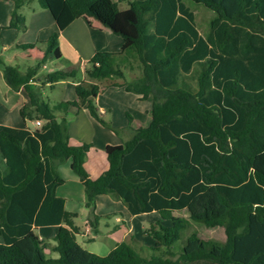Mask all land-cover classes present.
Listing matches in <instances>:
<instances>
[{
  "label": "trees",
  "instance_id": "1",
  "mask_svg": "<svg viewBox=\"0 0 264 264\" xmlns=\"http://www.w3.org/2000/svg\"><path fill=\"white\" fill-rule=\"evenodd\" d=\"M28 1L13 0L7 27L26 28L19 10ZM66 1L76 17H92L121 35L123 45L97 51L76 98L53 107L31 80L53 87L80 71L71 63L36 76L41 64L63 57L57 32L41 41L40 60L25 71L0 60L7 83L26 94L21 116L42 122L34 129L0 125V264H264V0H194L215 12L207 36L183 0H125L124 9L121 0ZM136 67L140 73H132ZM104 79L151 97V120L124 143L108 145L109 167L92 178L84 166L91 145L71 144L67 118L56 111L86 108L106 123L96 102ZM66 161L93 212L100 194L122 200L132 214L157 211L161 219L145 233L162 253L143 255L135 238L106 255L84 248L78 212L56 194L65 182L58 166ZM184 209L207 227L223 226L226 239L193 232L182 251L174 250L188 225L177 213ZM42 225H59L57 244L38 235Z\"/></svg>",
  "mask_w": 264,
  "mask_h": 264
},
{
  "label": "crops",
  "instance_id": "2",
  "mask_svg": "<svg viewBox=\"0 0 264 264\" xmlns=\"http://www.w3.org/2000/svg\"><path fill=\"white\" fill-rule=\"evenodd\" d=\"M1 2L9 5L6 8L0 7V45L2 46V51H6L8 48L25 49L20 45L32 42L37 43V46L29 49H37L39 41L47 40L53 32H57L60 49L63 54V57L58 60L66 63L62 66H67L71 63L79 66L80 78L78 73L75 78L58 82L66 85L65 91H70V94L66 95L63 100H74L76 98L75 86L79 81L87 80L86 68L97 51L117 52L122 48L123 38L121 35L92 17H76L66 0H49L47 8L42 9L39 6L33 8L29 18L26 16L27 26L25 29L7 27L11 18L13 7L11 3L13 0H0ZM2 9L4 10V15L1 14ZM40 53L42 54L41 51ZM0 66H2L1 63ZM44 67H46L45 64ZM56 68L60 69L62 67L60 65ZM39 75V72H37L36 76ZM0 81L5 87L4 91L0 90V105L5 106L6 111H11V105L9 104L13 103L14 107L12 108L18 109L20 114L21 107L27 102L23 89L21 88L19 91L12 89L7 83L2 70H0ZM58 83L53 88H56ZM98 83L100 84V91L96 97V102L100 115L106 123L95 119L86 108L71 109L65 114H59V116L65 115L67 118L70 134L69 142L71 144L89 143L91 145L87 152L84 166L92 178L98 177L109 167L106 152L107 146L110 144H122L130 139L133 136L134 128L140 125H147L150 122L152 109L151 97L142 98L139 94L126 90L124 86L114 85L110 79H104ZM31 84L41 85V87L49 85L48 83L42 84L40 80L35 79L31 80ZM22 119L24 118L22 117ZM23 122L25 125H14L15 123L12 122L11 118L8 115H3L0 109V125L28 127L26 119ZM34 122L36 123V120ZM58 170L65 178V182L56 188V194L65 198L66 209L79 213L86 206L85 186L72 170L70 161L60 163ZM90 211V217L85 222L86 234L93 230L98 231V226L103 218L112 217L115 221L114 226L107 222V228L111 234L122 231L126 237L131 234V239L135 238L139 242L140 239L134 237L132 233L135 228L133 222L135 216L157 212L132 214L122 200L110 194L97 195L95 211ZM181 212L178 211L177 213L181 214ZM94 213L99 216V221H95V224L93 223ZM160 219L159 215L158 220ZM120 223L124 224L126 228L121 227ZM51 226L56 228L57 233L59 225H42L37 227L35 231L38 233L41 228ZM146 228V225H142L144 231ZM38 235L43 237L40 234ZM91 238L94 239V237ZM91 238L88 239L91 240ZM0 241H2L1 237ZM45 252L48 256H59L58 252L48 249Z\"/></svg>",
  "mask_w": 264,
  "mask_h": 264
},
{
  "label": "rangeland",
  "instance_id": "3",
  "mask_svg": "<svg viewBox=\"0 0 264 264\" xmlns=\"http://www.w3.org/2000/svg\"><path fill=\"white\" fill-rule=\"evenodd\" d=\"M187 6H189L194 14H195V20L197 27L199 31L204 35L207 36L210 31V20L214 16L215 12L207 7L205 4L196 2L194 0H183ZM14 7V3H11ZM38 0H31L28 3H25L24 6H22L19 10L21 14L29 18V15L32 12V9L39 6ZM6 6H9L7 3H0L1 8H6ZM120 8L124 9L128 7V3L125 0H121L119 2ZM12 7V9H13ZM40 8V6H39ZM37 9V8H36ZM1 14L4 15V10H1ZM26 24H27V18H26ZM44 43L39 41L38 47H44ZM2 46L0 45V60L2 64L6 65H13L18 67L20 70L25 71L30 66H35L38 61L40 60L42 54L39 51V48L37 49H14V48H8L6 51L1 50ZM44 64L46 67H44ZM63 64H66L64 62H61L58 59L53 60H47L45 63L41 64L39 67V76H42L48 72L57 70L58 66L61 65L62 68L66 66H62ZM89 65V64H88ZM127 77L131 78L132 73H140L141 69L139 67H136L135 70H131L124 68ZM0 70H2V66H0ZM78 77H81V73L78 74ZM72 79V78H70ZM65 84L64 83H58L56 88L51 87L50 85H45L41 87V92L43 97L50 103V105L53 107L56 102L62 101L66 95L70 94V91H65ZM5 87L3 83L0 81V90L4 91ZM73 97V96H72ZM9 101V98H8ZM13 101V100H11ZM11 105V111H6L5 106L0 105L1 113L5 116H9L14 122V125H25L24 119L19 114V110L12 108L14 107L13 103H10ZM13 105V106H12ZM10 107V106H9ZM9 112V113H8ZM62 112L56 111V114H60ZM26 125L33 129L36 127V123L34 120L26 119ZM90 209L86 206L83 207V209L78 213V216L75 218V224L80 226V231L77 234V240L78 242L87 250L92 251L94 253H97L99 255H106L108 254L111 249H113L118 243L122 241H128L133 243L132 235L129 234L127 237L124 235L122 231H118L117 233L111 234L108 231L107 228V222L111 224V226H114L115 221L114 219L105 217L100 221V225L98 226V231L93 230L90 233H85V222L87 218L90 217ZM181 214L186 216L188 218V225L186 228L182 229L180 239L176 241L173 244V249L176 251H182L183 247L186 245L188 238L191 236L193 232H197L201 237L205 239H215L219 241H224L226 239V233L225 228L223 226H214V227H207L201 222L194 221L189 218V213L186 209L182 210ZM159 218L158 212L143 214L135 216L134 219V231L133 236L138 237L140 239V243H135L137 248L143 247V251L141 253L145 256H149L151 254L156 253H162L163 249L160 250H152L150 248L151 245L155 243V240L150 235L146 234L145 231L142 229V225H146L147 227L154 221L156 222ZM168 220H164L163 224L169 225ZM120 226L123 228H126L124 224L120 223ZM55 233L56 228L51 227H43L39 230L38 234L45 237L48 242L52 245L57 244V240L55 239ZM94 237L93 240H90L88 238Z\"/></svg>",
  "mask_w": 264,
  "mask_h": 264
},
{
  "label": "built area",
  "instance_id": "4",
  "mask_svg": "<svg viewBox=\"0 0 264 264\" xmlns=\"http://www.w3.org/2000/svg\"><path fill=\"white\" fill-rule=\"evenodd\" d=\"M36 124L37 126L41 125L42 124L41 120H36Z\"/></svg>",
  "mask_w": 264,
  "mask_h": 264
}]
</instances>
